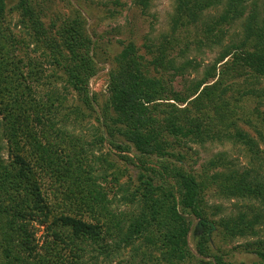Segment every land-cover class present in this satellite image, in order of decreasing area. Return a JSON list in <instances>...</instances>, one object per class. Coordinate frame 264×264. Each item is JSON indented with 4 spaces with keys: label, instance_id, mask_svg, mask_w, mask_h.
<instances>
[{
    "label": "trees",
    "instance_id": "obj_1",
    "mask_svg": "<svg viewBox=\"0 0 264 264\" xmlns=\"http://www.w3.org/2000/svg\"><path fill=\"white\" fill-rule=\"evenodd\" d=\"M134 2L147 6L150 0ZM246 2L175 0L173 30L222 6L203 29L221 52L205 77L181 91L172 79L197 64L177 63L174 34L148 44L151 63L133 42L120 41L125 45L108 74L107 101L96 117L100 125L93 142L70 127L78 115L87 117L81 103L93 108L88 80L97 64L85 19L74 11L46 21L38 0H17L13 6L0 0V264H233L211 245L214 226L205 190L214 183L223 197L264 207V176L253 169L219 170L211 161L210 178L201 179L163 157L181 159L173 149L186 138L227 142L263 161L258 141L240 128L228 92L236 85L232 79L243 77L247 88L233 102L253 97L264 107V13L248 14L246 33L222 45L223 27L241 19ZM72 91L79 105L66 104ZM255 111L253 127L264 142V111ZM5 141L8 159L1 156ZM105 143L122 163L136 167L132 184L120 182V167L101 152ZM132 148L136 153L130 156ZM114 183L121 208L126 203L132 209L113 206L108 184ZM186 214L196 218L193 228ZM263 223L257 211L239 210L220 218L221 238L258 237ZM191 228L193 248L187 241ZM245 246L264 264V237ZM127 250L131 262L122 257Z\"/></svg>",
    "mask_w": 264,
    "mask_h": 264
},
{
    "label": "rangeland",
    "instance_id": "obj_2",
    "mask_svg": "<svg viewBox=\"0 0 264 264\" xmlns=\"http://www.w3.org/2000/svg\"><path fill=\"white\" fill-rule=\"evenodd\" d=\"M5 1L8 6H13L17 0ZM38 2L45 7L46 21L59 14L69 15L74 11L79 12L85 19L86 32L94 42V60H96L97 64V72L88 80V91L93 108L86 109V105L80 104L74 91L68 97L66 104L70 106L80 104L82 106L81 108L87 114V117L83 118L78 115L77 120L79 122L74 121V123H70V127L73 124L75 132L81 133L85 139L92 140L93 142H95V126L100 125L96 117L102 116V106L107 101L108 74L114 68L115 56L121 52L125 43L133 42L139 53L144 54L146 63H151L153 55L146 53L148 44H157L163 36L174 34L177 37V45L175 44L174 49V55H177V63L189 59L194 64H197V66L188 68L184 75H177L172 79L173 88L179 91L185 89L189 81L200 80L205 77L222 49V46L211 43L210 35L206 34L205 30H203L210 19L212 20L222 12V6L219 4L216 7L207 8L204 12V17L200 21L192 23L186 28L178 27L176 30H173L171 17L175 10V0H150L147 6H141L135 3L134 0H38ZM252 12H257L259 17H263L264 0H247L244 4V14L241 19L237 20L234 24L230 23L223 27V30L226 31L223 35V46L232 42L235 43L240 39L241 34L244 35L246 33L244 24L246 23L247 15ZM14 13L13 16L16 18L18 13ZM120 41L125 43L121 44ZM232 80L228 81L235 82L236 85L228 93L229 100L237 104L236 111L239 116L237 122L240 128L258 141L260 148L264 151V142L260 141L256 129L253 127L256 123L255 118L258 115L255 107H258L259 111H264V107H259L253 97L233 102L235 99L240 98L242 92L239 91L245 90L247 85L243 77ZM89 114L91 115L90 117ZM73 115H71L72 118ZM248 119L253 123H248ZM90 126H93V129H90ZM173 151L175 153L180 152L182 155L181 159H176L169 155L163 158L172 161L176 160L177 165L190 171L197 178H210L207 169L210 167L211 161L217 164V169L219 170L229 171L233 168L242 171L253 169L260 176H264V152L262 153L263 161L258 162L251 159L248 154L246 155L242 148L235 147L230 143H219L216 141L197 143L193 140L188 141L186 138H183L179 144L176 143ZM101 152L109 161L114 162L116 166L120 167L121 171H118L120 173V182L128 183L127 185L132 184L137 171L136 167L122 163L116 150L108 146L107 143L102 146ZM135 153V150L132 148L128 154L131 156ZM1 156L4 159L11 157L6 141L3 142ZM92 159L95 166V157H92ZM152 159L155 160L156 157ZM107 179V183L110 182L112 184L113 177H108ZM110 184H108V188L111 187L110 196L113 197V206H119L120 209H132L130 204L126 205V203L121 208L118 202L121 193L116 190L117 186L115 183L112 186ZM203 200L207 207L208 218L214 226L211 234V245L214 249H218L224 254L225 259L231 261L233 264H258L257 257L246 249L245 243L259 237H264V223L257 228L258 237H235L225 241L221 238L219 220L229 214H236L239 210H249V208L264 215V207H260L254 201L223 197L218 192L214 183L210 184L209 188L205 190ZM186 217L188 220H191V227L193 228L197 221L196 218L189 214H186ZM38 228L37 236H40L42 240L45 236V230L43 226ZM192 228L187 235V241L191 248L194 246ZM131 253V250H127L122 257L131 262L134 259V256H130ZM138 258L136 256L135 262L137 260L140 261Z\"/></svg>",
    "mask_w": 264,
    "mask_h": 264
}]
</instances>
